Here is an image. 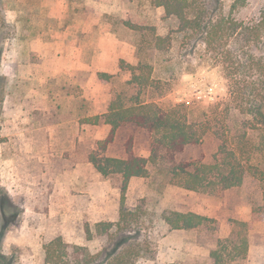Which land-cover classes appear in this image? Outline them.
<instances>
[{
	"label": "rangeland",
	"instance_id": "1",
	"mask_svg": "<svg viewBox=\"0 0 264 264\" xmlns=\"http://www.w3.org/2000/svg\"><path fill=\"white\" fill-rule=\"evenodd\" d=\"M198 2L206 20L225 22L220 47L207 50L198 36L179 31L157 0H0V251L9 264H45L43 244L57 235L93 254L102 251V261L128 243H140L143 253L136 264H208L215 238H225L233 219L264 202V185L248 175L239 187L206 194L168 184L162 171L151 170L129 180L124 196L125 207L141 206L142 227L94 236L96 223L118 218L120 178L101 176L85 157L110 126L80 119L101 111L112 89L126 81L120 60L151 67L157 87L144 99L181 103L188 120L207 116L212 125L242 129L245 118L230 100L222 53L226 46L231 49L240 66L236 77L253 81L256 59H264V32L253 37L249 28L259 20L264 0H246L236 9L233 0ZM226 21L237 27L227 43ZM155 35L165 37L159 50L153 47ZM99 72L115 77L105 81ZM130 137L133 151L148 156V134L131 125L115 131L107 153L124 156ZM247 138L255 146L264 143V122ZM214 149L208 136L177 158L208 157ZM260 160L264 169V156ZM169 209L210 217L217 229L208 226L212 223L170 229L161 219ZM262 231L264 226L247 231L254 252L264 245ZM245 263L246 258L233 264Z\"/></svg>",
	"mask_w": 264,
	"mask_h": 264
},
{
	"label": "trees",
	"instance_id": "2",
	"mask_svg": "<svg viewBox=\"0 0 264 264\" xmlns=\"http://www.w3.org/2000/svg\"><path fill=\"white\" fill-rule=\"evenodd\" d=\"M199 0H157V6L163 13L175 19L179 31L190 32V36H198L207 50L220 47L219 39L224 27L223 18L216 21L206 20V9ZM246 0H233L231 9H236ZM233 22V21H232ZM133 30L139 26L125 23ZM234 23L226 21V43L230 34L236 30ZM249 32L260 38L264 32V8L260 18ZM165 37L154 36L153 47L160 49ZM223 52V51H222ZM226 79L230 100L236 102L235 110L244 116L242 129L236 131L230 124L221 126L214 124L209 117L188 120L187 113L181 103L164 104L160 100L144 99L143 94L154 91L157 87L151 78V67L147 63H125L120 60L119 67L128 74L126 81L119 89L114 88L105 109L81 117V122L88 125L108 124L110 130L104 139H97L86 150V161L102 176L119 175L120 208L115 222H98L94 236L110 237L118 233H131L142 227L141 206L133 209L124 206V196L131 177H147L150 171H162L168 184L182 189L206 194H218L224 190L239 187L248 175L264 185V169L260 167V159L264 156V143L255 146L248 141V131L255 130L264 122V59H256V77L249 81H241L235 75L238 65L231 49L226 46ZM224 61V60H223ZM102 80L110 81L114 76L99 72ZM161 98L162 95H158ZM131 125L148 134V156L137 155L132 148V138L124 144V156L107 153L115 131L123 126ZM208 136L214 139L215 149L208 157L178 159L188 147L203 142ZM232 137V138H230ZM252 220H264V202L251 205ZM161 219L170 229H194L215 223V220L195 212L164 210ZM216 230V225H208ZM248 222L232 220V229L225 238L216 237L215 245L209 251V264H232L246 257L248 240L246 231ZM3 225L0 223V247ZM86 239L93 234L87 224L84 225ZM140 243H128L125 247L105 260H101L102 251L93 254L85 245L66 242L60 235L43 244V261L45 264H136L143 253ZM0 264H9L0 251ZM164 264H184L168 262Z\"/></svg>",
	"mask_w": 264,
	"mask_h": 264
},
{
	"label": "crops",
	"instance_id": "3",
	"mask_svg": "<svg viewBox=\"0 0 264 264\" xmlns=\"http://www.w3.org/2000/svg\"><path fill=\"white\" fill-rule=\"evenodd\" d=\"M116 69H117V64L115 65ZM120 69V67H118ZM113 72V71H111ZM106 73V72H104ZM108 74V73H107ZM110 75H113L115 77L114 74H110ZM112 79L113 77L111 78L110 82H112ZM107 81V80H105ZM113 88V86H112ZM111 98V97H110ZM110 98L108 99V101L106 102L105 106L107 105V103L109 102ZM105 107L102 109L104 110ZM101 110V111H102ZM103 125H108V124H103ZM110 126V125H108ZM149 152V151H148ZM145 157V156H144ZM89 163V162H87ZM90 164V163H89ZM91 165V164H90ZM92 166V165H91ZM93 168V166H92ZM94 169V168H93ZM95 170V169H94ZM96 171V170H95ZM97 172V171H96ZM98 173V172H97ZM100 174V173H98ZM101 175V174H100ZM102 176V175H101ZM110 176H118L120 178V186H121V177L119 175H110ZM110 176H107V177H110ZM104 177V176H103ZM133 178H137V177H131L129 180H132ZM129 182V181H128ZM247 212L246 214L244 213L243 215H241L239 217V219H233V220H241V221H244V222H248L249 224V228L247 229V231L249 229H251V226H254V227H257V226H264V220H252V215H251V207H248L247 209ZM119 212V211H118ZM231 229H232V226H231ZM231 229L226 232V234H224L223 236L227 237L231 231ZM247 231H246V237H247V240H248V236H247ZM263 234H264V231H262ZM221 238V237H220ZM209 257V255H208ZM246 263L245 264H264V245L263 244H260L259 248L254 252L253 251V248H252V244L249 242L248 240V250H247V254H246ZM243 258V259H245ZM238 260H241V259H238ZM236 260V261H238ZM234 261V262H236ZM232 262V264L234 263ZM209 264V263H208Z\"/></svg>",
	"mask_w": 264,
	"mask_h": 264
}]
</instances>
